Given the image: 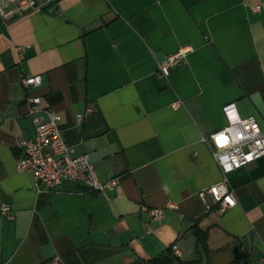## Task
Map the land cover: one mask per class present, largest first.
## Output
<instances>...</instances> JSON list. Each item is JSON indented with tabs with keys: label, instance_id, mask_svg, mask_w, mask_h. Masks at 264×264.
I'll return each mask as SVG.
<instances>
[{
	"label": "crops",
	"instance_id": "crops-1",
	"mask_svg": "<svg viewBox=\"0 0 264 264\" xmlns=\"http://www.w3.org/2000/svg\"><path fill=\"white\" fill-rule=\"evenodd\" d=\"M31 74L41 82L26 88ZM29 95L60 114L72 156L87 153L102 180L119 176L114 189L37 190L15 168L16 141L33 132ZM229 101L264 129V0H51L0 16V205L13 215L0 213V264H149L167 248L171 264H230L234 246L259 264L264 156L228 174L235 205L201 193L221 179L208 135Z\"/></svg>",
	"mask_w": 264,
	"mask_h": 264
},
{
	"label": "built area",
	"instance_id": "built-area-1",
	"mask_svg": "<svg viewBox=\"0 0 264 264\" xmlns=\"http://www.w3.org/2000/svg\"><path fill=\"white\" fill-rule=\"evenodd\" d=\"M50 1L0 0V16L39 9ZM260 8L261 4L251 5L253 11ZM189 50L190 47H183L166 54L157 62L158 73L167 75L172 68L180 64ZM40 82L41 77L38 74L21 77V84L26 88L37 86ZM27 103L33 132L30 136L18 137L16 146L20 154L15 159V168L29 172L34 178L37 190L48 191L70 182L79 183L92 191L114 189L119 182V176L102 180L87 153L75 156L69 153L68 145L59 129V113L43 107L39 95H29ZM222 111L226 119L225 126L208 135L211 153L221 172V179L201 193L209 194L222 208H226L236 203L229 186L228 174L264 156V129L254 114L240 115L233 101L224 103ZM82 116V113L77 114L78 118ZM166 206L176 205L168 201ZM148 212L152 218H159L162 208L152 207ZM0 213L7 219L13 217L11 207L7 203L0 205ZM55 260L59 262L58 257H55ZM259 264H264V256Z\"/></svg>",
	"mask_w": 264,
	"mask_h": 264
},
{
	"label": "trees",
	"instance_id": "trees-1",
	"mask_svg": "<svg viewBox=\"0 0 264 264\" xmlns=\"http://www.w3.org/2000/svg\"><path fill=\"white\" fill-rule=\"evenodd\" d=\"M193 233L196 237V245L198 250H203L206 252L207 246H206V237L207 233L206 231L202 230L198 226L197 220L192 225ZM174 261L171 248H167V250L159 255H156L152 257L148 263L149 264H171ZM230 264H254L252 261L250 254L248 252H245V254L242 257L236 258L233 260Z\"/></svg>",
	"mask_w": 264,
	"mask_h": 264
},
{
	"label": "water",
	"instance_id": "water-1",
	"mask_svg": "<svg viewBox=\"0 0 264 264\" xmlns=\"http://www.w3.org/2000/svg\"><path fill=\"white\" fill-rule=\"evenodd\" d=\"M233 251L235 254V258L242 257L245 254L244 252L239 250L238 246H234Z\"/></svg>",
	"mask_w": 264,
	"mask_h": 264
}]
</instances>
